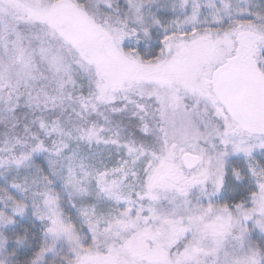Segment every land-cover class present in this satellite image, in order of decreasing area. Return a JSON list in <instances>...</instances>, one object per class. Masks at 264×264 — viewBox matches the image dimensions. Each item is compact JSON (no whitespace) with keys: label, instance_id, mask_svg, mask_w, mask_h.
<instances>
[{"label":"snow or ice","instance_id":"6c2138e0","mask_svg":"<svg viewBox=\"0 0 264 264\" xmlns=\"http://www.w3.org/2000/svg\"><path fill=\"white\" fill-rule=\"evenodd\" d=\"M0 264H264V0H0Z\"/></svg>","mask_w":264,"mask_h":264}]
</instances>
